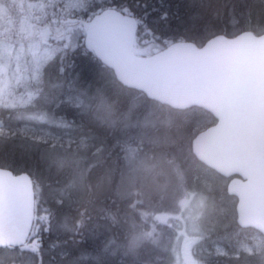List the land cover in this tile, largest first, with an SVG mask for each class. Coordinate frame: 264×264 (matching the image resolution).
<instances>
[{
    "label": "trees",
    "instance_id": "16d2710c",
    "mask_svg": "<svg viewBox=\"0 0 264 264\" xmlns=\"http://www.w3.org/2000/svg\"><path fill=\"white\" fill-rule=\"evenodd\" d=\"M107 6L127 8L136 18L137 54L144 45L157 47L150 54L176 40L201 45L217 33L264 31V0H92L79 14L67 17L89 18ZM40 78L36 82L44 89L66 86L84 99L79 107L46 109L57 121L53 130L92 140L83 150L0 134V166L32 178V231L41 230L40 264H169L152 258L154 252H167L164 236L171 231L151 215L160 208L178 210L182 191L176 176L186 182L191 162L207 167L193 155L191 139L215 122L213 115L198 106L170 107L121 84L84 40L53 53ZM36 112L42 111L0 106V121L9 128L10 119L22 122V116ZM209 169L216 180L209 204L219 198L214 204L226 218H234L208 229L206 239L228 242L237 230L256 231L236 223V199L226 191L227 179ZM199 258L205 264H264V245L251 254Z\"/></svg>",
    "mask_w": 264,
    "mask_h": 264
},
{
    "label": "water",
    "instance_id": "95a60500",
    "mask_svg": "<svg viewBox=\"0 0 264 264\" xmlns=\"http://www.w3.org/2000/svg\"><path fill=\"white\" fill-rule=\"evenodd\" d=\"M80 24L84 43L121 84L176 109L198 106L215 122L191 139V151L219 174L233 176L236 222L264 236V31L217 33L201 45L176 40L147 55L133 51L137 21L107 6ZM34 216L31 176L0 166V245H20ZM164 221L166 216L156 213Z\"/></svg>",
    "mask_w": 264,
    "mask_h": 264
},
{
    "label": "rangeland",
    "instance_id": "374dc122",
    "mask_svg": "<svg viewBox=\"0 0 264 264\" xmlns=\"http://www.w3.org/2000/svg\"><path fill=\"white\" fill-rule=\"evenodd\" d=\"M91 1L0 0V106H32L42 111L22 116V122L10 119L12 125L9 128H6L7 122L0 121V134L31 136L49 146L64 143L85 150L92 145V140L85 135L75 140L67 133L53 130L51 126L56 125L57 121L45 113L46 109L54 110L61 105L82 106L83 97L66 86L47 90L36 82H40L42 68L53 53L62 47L73 48L83 41L82 26L66 24L64 19L79 14ZM152 48L157 47L144 45L137 52L149 54ZM31 83L37 86L33 87ZM127 159L132 160V154H128ZM188 176L186 182L180 175L176 176L182 191L178 210L174 212L160 208L151 215L164 230L171 231L164 236L163 245L167 247V252H154L152 258L169 264H205L199 254L236 256L240 253L259 252L264 245V237L251 229L242 233L237 230L228 242L206 239L208 229L218 222L233 220L234 217L226 218L222 207L214 204L219 198L215 197L214 203L210 201L209 204L208 193L213 191L212 185L216 182L213 171L191 162ZM156 213L164 214L166 219L158 220L155 218ZM221 215L225 217L222 220L219 219Z\"/></svg>",
    "mask_w": 264,
    "mask_h": 264
},
{
    "label": "flooded vegetation",
    "instance_id": "af4514ba",
    "mask_svg": "<svg viewBox=\"0 0 264 264\" xmlns=\"http://www.w3.org/2000/svg\"><path fill=\"white\" fill-rule=\"evenodd\" d=\"M232 177L233 176L226 177V184ZM35 218L36 213L34 211L30 232L22 244L14 246L0 245V264H40L39 257L42 238L40 228H38L35 233L32 231ZM244 228L248 229L247 227Z\"/></svg>",
    "mask_w": 264,
    "mask_h": 264
},
{
    "label": "bare ground",
    "instance_id": "6f19581e",
    "mask_svg": "<svg viewBox=\"0 0 264 264\" xmlns=\"http://www.w3.org/2000/svg\"><path fill=\"white\" fill-rule=\"evenodd\" d=\"M226 186H227V184H226ZM227 191V190H226ZM228 193V192H227Z\"/></svg>",
    "mask_w": 264,
    "mask_h": 264
}]
</instances>
